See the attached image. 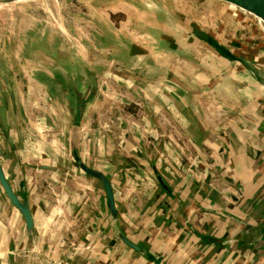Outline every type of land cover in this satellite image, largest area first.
<instances>
[{"label": "crops", "instance_id": "obj_1", "mask_svg": "<svg viewBox=\"0 0 264 264\" xmlns=\"http://www.w3.org/2000/svg\"><path fill=\"white\" fill-rule=\"evenodd\" d=\"M177 13L175 25L154 32L158 54L115 43L135 75L123 79L125 93L152 83L141 85L143 106L127 101L117 111L106 82L91 87L85 76L74 91L63 78L59 92L45 90L54 105L47 116L21 123L19 108L25 113L37 91L0 69V162L34 219L31 235L0 185V264H264L255 230L264 225V38L227 43ZM75 98L87 99L79 121ZM148 115L144 128L137 121ZM165 116L171 126L160 123ZM76 128L81 158L110 178L123 230L151 258L117 236L102 183L74 156Z\"/></svg>", "mask_w": 264, "mask_h": 264}, {"label": "rangeland", "instance_id": "obj_2", "mask_svg": "<svg viewBox=\"0 0 264 264\" xmlns=\"http://www.w3.org/2000/svg\"><path fill=\"white\" fill-rule=\"evenodd\" d=\"M177 12L181 17L188 16L199 27L225 38L227 43L233 39L240 45V38H264V27L256 29L243 23L232 16L229 7L211 0H22L0 4L1 74L13 77L12 80L17 78L22 91L31 85L29 89L37 91L38 95L35 101L26 99L28 109L25 113L19 108V121L24 123L28 116H36V120L47 116L54 105L44 97L45 90L52 86L59 92L57 79L63 78L74 91L85 76L91 81V87L95 84L98 88L106 82L109 89L116 91L111 105L117 111L127 101L145 103L148 99L141 85L147 87L152 83H139L140 87L134 92L125 93L127 83L123 79L129 81L126 75H135L131 72L133 68L126 67L130 57L117 50L115 43L120 41L117 46L126 49V42L134 40L131 43L135 46L152 49L150 53L158 54L160 49L154 32L161 31L163 21L175 25L171 20ZM255 55L252 53L248 57L252 59ZM183 60L186 59H181L182 63ZM113 79L120 80V85H115ZM82 100L75 98L74 105L79 107ZM152 117L157 122V115ZM165 117L160 123L171 126L170 118ZM58 118L54 115V120ZM109 118L103 117L106 131L111 124ZM149 118L148 115L137 122L144 123L146 128L153 122ZM124 119L127 117L118 116L116 121L119 124Z\"/></svg>", "mask_w": 264, "mask_h": 264}, {"label": "water", "instance_id": "obj_3", "mask_svg": "<svg viewBox=\"0 0 264 264\" xmlns=\"http://www.w3.org/2000/svg\"><path fill=\"white\" fill-rule=\"evenodd\" d=\"M16 1H22V0H0V4H7V3L16 2ZM211 1L221 3L222 5L229 7L232 11V16L242 21L243 23L250 24L252 27L256 29L264 27V0H211ZM201 36L205 38L206 41L210 45H212L220 54H222L223 56L227 58H234L230 50H228V48L225 47L224 45L220 44L216 39L211 38L209 35H206L204 33H202ZM86 101L87 99L82 100V102L79 105L78 114H77L78 121L81 116V109L84 107ZM72 142H73L74 156L79 166L82 168L84 172L100 180V182L103 185V188H104V191L107 197V205L109 209V214L112 220L113 228L117 236L126 245H128L130 248L140 253L142 256L151 258L150 257L151 255L148 252V250L145 247L136 243L134 240H132L123 230L120 224L119 213L116 208L113 183L110 180V178L102 171L88 166L81 158L79 154V149H78V130L77 128L73 132ZM0 185L3 188L10 202L21 211L26 221L28 232L29 234L33 235L34 234V219H33V214L31 212L28 200L22 199L14 191L12 184L9 182V180L7 179L5 175L1 162H0ZM255 230L264 234V225L257 226Z\"/></svg>", "mask_w": 264, "mask_h": 264}]
</instances>
